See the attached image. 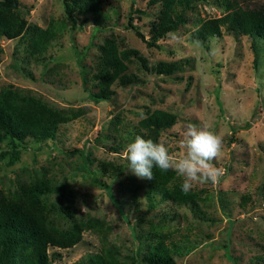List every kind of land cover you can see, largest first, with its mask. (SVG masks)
<instances>
[{
	"label": "rangeland",
	"instance_id": "obj_1",
	"mask_svg": "<svg viewBox=\"0 0 264 264\" xmlns=\"http://www.w3.org/2000/svg\"><path fill=\"white\" fill-rule=\"evenodd\" d=\"M16 1L11 15L25 28L10 39L0 36V91L28 90L75 114L58 125L55 139L17 144L12 164L0 158L1 197L59 185L61 196L51 189L40 197L51 224L62 232L82 227L72 246L46 247L48 264H75L101 251L113 264H146L141 258L159 236L166 244H194L185 255L170 253L171 264H264V39L221 27L219 36L195 40L200 21L223 12L221 0L174 4L171 11L163 0H95L94 12L79 0L73 22L61 0ZM237 2L252 7L264 0ZM168 14L182 21L156 41L159 48L146 45ZM95 18L101 27L93 33ZM129 18L143 40L125 28ZM47 24L55 37L38 54L36 32ZM109 37L118 50L135 49L140 58L124 59L121 76L100 83L94 67ZM75 49L83 52V74ZM168 64L177 68L166 73ZM89 91L105 97L90 100ZM154 110L176 116L155 139L176 158L183 155L179 142L189 123L222 138L213 163L223 175L218 184L194 185L186 193L190 205L160 199L152 180L126 171L124 148L138 136L134 130L152 139L140 114ZM153 175L170 187L183 180L172 170L154 168Z\"/></svg>",
	"mask_w": 264,
	"mask_h": 264
},
{
	"label": "trees",
	"instance_id": "obj_2",
	"mask_svg": "<svg viewBox=\"0 0 264 264\" xmlns=\"http://www.w3.org/2000/svg\"><path fill=\"white\" fill-rule=\"evenodd\" d=\"M79 0H61L65 14L70 18L74 9V2ZM152 1V0H150ZM192 1L196 0H163L166 10H172L174 4L184 8ZM89 3L91 10L97 11L95 0H85ZM17 6L16 0H0V36L7 39L18 36L25 22L16 20L12 15V9ZM220 6L223 12L217 17L206 18L200 21L198 26L193 30L195 40L205 39L206 37H217L220 35L221 27L233 33L238 32L248 36H256L264 39V3L248 7L245 4L238 3L237 0H221ZM88 9V10H90ZM164 12V11H162ZM95 16V15H94ZM100 20V19H99ZM94 19L92 32L101 27V22ZM181 17L177 16L171 21L169 14L163 18L161 24L156 26V30L151 32L150 37L145 40V44L159 48L156 41L169 30L181 22ZM125 28L133 29L136 36L143 40V35L131 24V18ZM37 41L33 51L41 53L47 47L50 40L55 37L54 27L47 24L36 32ZM114 40L109 37L103 40L98 47L99 53L95 63V74L100 83H109L121 76L120 72L125 69L124 59L134 57L140 58L135 49L118 50L114 45ZM77 63L82 68L81 58L83 52L75 49ZM177 68L174 64H168L163 68L166 73ZM84 77V76H83ZM90 100L97 101L103 99V92L87 93ZM73 109H58L50 103L44 101L40 96L30 93L28 90L20 89H3L0 91V158L7 157V164L14 163L20 154V149L16 146L25 143L26 140L34 142L53 140L57 134L58 125L73 118ZM71 112V113H70ZM176 116L163 110H154L152 113L140 122V125L152 131L154 136L152 141L156 142L157 135L165 128L175 122ZM134 130L144 139V134ZM130 133V135H134ZM133 138V136H132ZM2 141H6L8 146L1 147ZM153 188L160 195V199H173L177 202H186L192 204L193 200L186 199L187 194L181 191L179 184L166 186L162 181L157 180L153 175ZM162 183V184H161ZM54 190L59 196L62 195L61 186L53 188L45 186L41 189L39 185L32 186L28 189L20 188L18 192L11 197L0 196V264H48L46 247L48 245L60 248L70 247L80 239L81 226H74L72 230L62 232L56 230L51 224L46 210L42 207L41 194ZM189 204V205H190ZM60 211V210H59ZM88 227V226H87ZM135 237V236H134ZM162 236L153 244L148 254L144 255L141 260L146 264H171L173 259L169 255L172 253L176 256H182L191 251L194 244H185L184 242H170L166 244ZM133 258V257H132ZM132 260V259H131ZM134 261V259H133ZM131 264H135V261ZM75 264H113L106 257V252L87 253Z\"/></svg>",
	"mask_w": 264,
	"mask_h": 264
},
{
	"label": "clouds",
	"instance_id": "obj_3",
	"mask_svg": "<svg viewBox=\"0 0 264 264\" xmlns=\"http://www.w3.org/2000/svg\"><path fill=\"white\" fill-rule=\"evenodd\" d=\"M141 119L147 117L141 113ZM183 155L176 158L169 154L163 143L136 136L126 144L123 155L126 171L140 180H153V169L172 170L182 177L181 191L187 193L194 185L218 184L223 170L213 161L221 154L223 141L213 131L189 123L179 142Z\"/></svg>",
	"mask_w": 264,
	"mask_h": 264
},
{
	"label": "water",
	"instance_id": "obj_4",
	"mask_svg": "<svg viewBox=\"0 0 264 264\" xmlns=\"http://www.w3.org/2000/svg\"><path fill=\"white\" fill-rule=\"evenodd\" d=\"M125 24H126V22H125ZM115 107H116V105H114V108L113 109H115Z\"/></svg>",
	"mask_w": 264,
	"mask_h": 264
}]
</instances>
